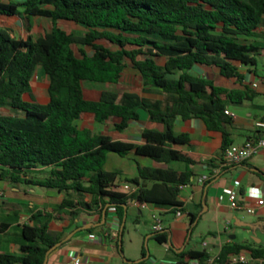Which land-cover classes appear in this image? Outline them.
I'll list each match as a JSON object with an SVG mask.
<instances>
[{"label": "trees", "instance_id": "16d2710c", "mask_svg": "<svg viewBox=\"0 0 264 264\" xmlns=\"http://www.w3.org/2000/svg\"><path fill=\"white\" fill-rule=\"evenodd\" d=\"M17 16L29 30L35 17L48 19L51 30L16 39L3 18ZM262 51L264 0H0V181L64 193L54 213L73 219L82 211L102 215L107 210L108 215L111 208L124 217L131 201L139 207L181 209V186L191 184L192 166L199 158L174 148L191 141L175 133L177 119H201L210 131L222 133L224 154L233 145L235 130L228 106L252 99L248 91L226 88L193 74V69H218L224 78L242 82L238 65L256 66ZM39 69L50 81L46 104L32 95ZM128 71L142 77L144 92L162 93L166 100L101 88L116 87ZM27 94L31 101L25 100ZM140 111L165 127L145 130L142 145L115 141L79 125L91 114L100 124L117 119L115 129L123 132L140 119ZM111 153L181 162L187 169L139 166V176L128 180L139 190L128 195L115 186L119 172L105 169ZM38 168L50 170L37 178L33 172ZM54 217L38 212L29 223L17 225L24 243L18 254L0 253V264H45L61 239L49 229ZM196 221L193 216L191 224ZM155 237L161 244L169 238L166 231ZM122 243L119 234L120 248ZM244 250L264 256L262 245L235 244L224 247L221 262L228 264L231 255ZM188 255L202 264L210 258L207 252Z\"/></svg>", "mask_w": 264, "mask_h": 264}, {"label": "crops", "instance_id": "0c3cea01", "mask_svg": "<svg viewBox=\"0 0 264 264\" xmlns=\"http://www.w3.org/2000/svg\"><path fill=\"white\" fill-rule=\"evenodd\" d=\"M24 1L13 0L16 3ZM40 19L48 21V29L45 32L50 31L51 22L41 17L33 19L31 30L28 29L25 20L19 16L4 17L3 26L11 30L16 39L26 40L30 36L37 38L45 34V32H36ZM258 57L264 60V51ZM165 61L163 59L161 64L164 65ZM238 68L243 75L242 82L228 80L220 74L218 69L201 65H197L192 71L199 77L218 81L226 88L248 91L251 94V100L228 106V112L234 118L235 130L231 136L233 145H242L248 140L257 139L259 133L255 128V122L264 114V75L259 74L258 61L254 67L238 65ZM130 79L132 86L135 82V89L126 90L120 94L132 92L152 101L166 100L167 97L162 93L144 92L143 79L134 71L125 73L121 83L127 84L131 81ZM42 84L46 92H44V97L47 99L44 103L38 99L39 86ZM49 84V77L42 69H39L32 82V95L38 103H48ZM255 84L258 86L255 87ZM101 88L117 91V87L110 85H104ZM25 100L31 101L32 98L27 94ZM231 105H235V110L230 108ZM1 112L9 113L6 109ZM117 122V119H111L100 124L95 120L94 115L89 114L79 125L82 129L87 128L95 133L108 135L115 141L135 145L145 143L143 139L145 130H165L164 125L152 122L145 111H140V119L131 122L129 128L123 132L115 129ZM175 133L188 135L191 141L185 145H176L174 148L199 158V163L192 166L194 177L191 184L181 186L179 197L183 204L181 209L158 208L153 204L139 207L131 201L124 210V217L114 218L107 215L103 224L104 214L82 211L77 219H73L67 214H55V210L66 197L64 193L43 187L0 181V253L18 254L20 252L24 240L16 226L29 223L32 216L38 212L55 215L50 222L49 229L54 236L61 238L54 247L56 249L53 248L48 264H202L199 260L189 257L190 251L207 252L210 258L206 264H225L221 262V252L226 246L248 244L253 248H258L259 245L264 248V240L257 239L259 232L264 234V207L260 208L255 215H251L256 219L246 221L245 214L248 213L245 210L233 211L230 208L228 195L224 193L226 189L234 188L237 185L239 202L246 206H257V201L247 198L246 194L253 188L264 192V178L260 176V173L264 174V150L241 165L220 170V158L223 154L222 133L210 131L203 120L196 118L189 120L178 118L175 123ZM139 166L170 168L180 172L187 169L186 164L181 162L165 164L147 157L133 154L121 157L114 153L109 154L105 169L109 172H119L115 182V186L118 188L124 183H131L128 180L139 176ZM49 170L38 168L34 170L33 176L44 178ZM214 170H220L216 177L206 184L199 182L201 176L210 175ZM222 194H224V199L220 200ZM178 212L182 213L181 217L177 216ZM153 214H157L162 220V231H166L169 236L167 243L161 244L156 240V232L153 230L151 221ZM193 216L197 218V221L192 225L191 218ZM124 220L125 225L129 220L138 223L136 227L132 228L126 240H124L125 225L122 231ZM204 223V232H207L210 238L203 237L200 242L196 243L193 240V235L197 228ZM237 223L251 224L253 228L240 226ZM88 226L90 227L87 228ZM73 233H75L74 236L68 239ZM119 234L122 235L123 241L121 248ZM72 253H76L75 259L71 257ZM241 253L253 256V253L248 250ZM139 261L141 262L137 263Z\"/></svg>", "mask_w": 264, "mask_h": 264}, {"label": "built area", "instance_id": "2783aa9c", "mask_svg": "<svg viewBox=\"0 0 264 264\" xmlns=\"http://www.w3.org/2000/svg\"><path fill=\"white\" fill-rule=\"evenodd\" d=\"M257 86L258 84H255V87ZM255 128L259 132V136L257 139L248 140L242 145H231L224 151L223 157L221 159L220 170L223 168L241 165L254 155L264 150V114L258 120H256ZM220 170H214L210 175L205 174L201 176L199 178V182L202 184H206L207 182L212 180V178L216 177L219 174ZM117 189L121 193L133 195L139 190V187L133 183H124ZM224 193L228 195L230 208L233 211L245 210L248 214L255 215L260 208L264 207V192L260 189L253 188L251 192L246 194L247 198L252 200L255 199L257 201V206H246L239 202V189L237 185H235L234 188L226 189ZM223 199L224 194L220 196V200ZM108 215L114 218H118L119 216L115 208L109 209ZM177 216L181 217L182 213L178 212ZM151 221L153 230L155 232H161L163 230L162 220L160 216H158L157 214H153L151 217ZM71 257L75 259L76 253H72ZM228 264H264V256L255 257L252 255H247L245 253L236 254L229 259Z\"/></svg>", "mask_w": 264, "mask_h": 264}, {"label": "rangeland", "instance_id": "374dc122", "mask_svg": "<svg viewBox=\"0 0 264 264\" xmlns=\"http://www.w3.org/2000/svg\"><path fill=\"white\" fill-rule=\"evenodd\" d=\"M48 24L49 23H48L47 20H41L40 19L39 22H38V26L36 28V32H38V33H40V32L44 33L45 30L48 29ZM77 28L80 29V27H78V26H77ZM102 43L107 44L105 41H102ZM88 52H89V55H91V56L94 54V51L91 48L88 49ZM257 61L259 63V74L260 75H264V60L261 57H257ZM133 85L134 86H132V80H131L127 84H125V82H122L121 84L117 85L116 87H117V91L119 93H122V92H124L126 90H134L135 89V85H136L135 82H133ZM39 89H40V91L38 93L39 94L38 95V99L40 100L41 103H44V102L47 101V99H46V97H44V94L46 92H45V89H44L43 84L39 86ZM230 108H232L233 110H235V105H233V106L231 105ZM245 217L247 219L246 221H251V220L253 221L254 219H256V217H253V216L248 215V214H245ZM142 223L145 225V223H144L143 220H142ZM137 225H138V223H134L131 220H129L126 223V225H125L126 226V229H125V239L124 240H126V238L129 237V235H130V233L132 231V228L136 227ZM204 230H205V223L202 224L201 226H199L197 228L196 232L193 235V240L196 243L197 242H200L203 237L210 238V236L207 234V232H204ZM202 233H203V235H202ZM257 239L258 240L259 239L264 240V234L259 232L257 234Z\"/></svg>", "mask_w": 264, "mask_h": 264}, {"label": "water", "instance_id": "95a60500", "mask_svg": "<svg viewBox=\"0 0 264 264\" xmlns=\"http://www.w3.org/2000/svg\"><path fill=\"white\" fill-rule=\"evenodd\" d=\"M106 218H107V210H105L104 211V216H103V221H102V223L104 224L105 223V221H106ZM124 225H125V220H124V223L122 224V231H123V228H124ZM237 225H240V226H247V227H251V228H253V226L251 225V224H239V223H237ZM90 226H88L87 228H89ZM76 233V232H75ZM75 233H73V234H71L69 237H68V239H70V238H72V236H74V234ZM122 234V233H121ZM122 236V235H121ZM56 248H54V250H55ZM53 252V249H51L48 253H47V257H46V261H45V264H48V262H49V256H50V254ZM141 261H139V262H137V263H140Z\"/></svg>", "mask_w": 264, "mask_h": 264}]
</instances>
